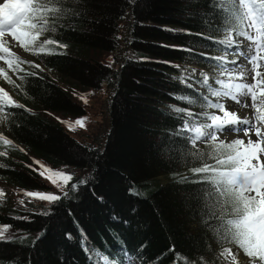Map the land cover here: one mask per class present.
I'll return each mask as SVG.
<instances>
[{
  "label": "trees",
  "instance_id": "1",
  "mask_svg": "<svg viewBox=\"0 0 264 264\" xmlns=\"http://www.w3.org/2000/svg\"><path fill=\"white\" fill-rule=\"evenodd\" d=\"M216 2L45 0L42 9L58 11L41 12L39 62L15 63L9 88L21 102L0 118V264H97V252L114 250L145 264L218 263L213 243L227 240L239 213L209 186L210 172L193 169L215 167L225 150L209 146L207 162L180 130L199 97L182 63L206 65L200 51L215 50L209 39L226 25ZM103 85L112 90L104 145L78 143L67 117L85 110L72 96ZM43 170L72 177L46 211L35 209L50 190Z\"/></svg>",
  "mask_w": 264,
  "mask_h": 264
},
{
  "label": "rangeland",
  "instance_id": "2",
  "mask_svg": "<svg viewBox=\"0 0 264 264\" xmlns=\"http://www.w3.org/2000/svg\"><path fill=\"white\" fill-rule=\"evenodd\" d=\"M5 0H0V4L4 3ZM221 5H224L223 9H228V8H233V2L227 1L225 3H221ZM259 14V13H258ZM247 29H251V26L249 22L246 23ZM40 34L35 33L34 37L35 38H40ZM227 39L233 40L231 34L226 35ZM254 38V37H253ZM0 39L2 42L0 44L5 45L7 48H10L13 52L19 54L22 57H31L30 52H25L23 46H19L17 42V38L8 33H3L0 34ZM255 40V39H254ZM256 44V43H254ZM241 45V46H240ZM250 43L248 42L247 39H239L238 41H235L234 44V49L240 48V52H238V56L241 57L243 55L242 51L246 50L248 52ZM250 55L247 59L244 61H233L230 65L227 66L226 69L222 70V68L214 69V68H207L206 72L209 74L211 77V83L214 81V84L219 81H223V78L228 77V79H231L232 81H237L240 79L242 81L243 85H247L246 87L249 90V96L250 99H247L248 104L244 100V95L241 96V106L238 104L237 107V112H239V116H244L246 113L243 111L249 112V114H253V110L257 109L256 117L253 116V120L248 124V128L246 131H253L252 136L257 139V143L253 140V137L251 135H245L244 133H241L240 131H229L227 135H221V133L229 128L224 126V129H221L216 132L217 136V141L215 143H223L225 145H229V149L233 153L234 158H236L237 161H239L238 166H245L246 170H251L250 166L255 165V171L257 173L256 176V189L253 190V192L249 193L247 192V195L249 196H257L259 197V193H264V176L260 175L259 172V165L258 162L254 160L255 156V146L258 144L261 146L264 144V139L263 137L257 136L255 133V128L259 126L260 120L257 119L262 111L264 110V59H257V57L251 55V51H249ZM224 55H226L224 53ZM253 57H255V61L253 62ZM112 58L110 56L106 57L107 62H111ZM239 60V59H238ZM189 66V72H193L195 69L200 68L197 64L194 63H189L187 64ZM4 83H7L4 79ZM256 84V85H255ZM220 83L218 84V86ZM233 87L224 89L222 92H230V95L228 96H215L216 102H219L224 105V110H217L213 116H218L221 119L224 118L225 111L231 110L232 115L234 114L235 109L232 110L231 106L233 105V102L231 101L232 97L236 96L235 92V85H232ZM85 91L87 93V96L90 95L89 99L88 98H78L77 94L76 96H72L74 101L77 103H80L81 107L84 108V112L82 115H80L78 118H75L72 120V118L67 117V120L71 123V125H75L77 129H75L73 132H70L72 138H74L78 143H86V144H91L92 146H98L102 147L104 145V141L106 139V133L108 131L109 127V117H108V111H107V103H106V93H111V89L108 88L107 86H98V87H91L89 89H86ZM219 91V88H218ZM201 94H207V91L204 87L201 89ZM220 92V91H219ZM211 94V91H210ZM201 95V97H202ZM256 97L255 100H253V97ZM203 100V97H202ZM247 106V108H246ZM259 108L262 110H259ZM241 110V112H240ZM212 111V109L208 108L207 112L209 113ZM203 112V108L201 105L197 106V113L201 114ZM264 112V111H263ZM258 114V115H257ZM80 120L82 121V124L77 123V121ZM230 120V118H229ZM192 121L196 122L199 121V124H189L186 123L185 127L187 126L188 131L193 135V144L195 146H201L206 142H210V140L206 139L204 136H201L200 141L195 139V135L197 134L195 132V128L199 127L201 128L202 132H207L211 131V129L207 128L206 125L211 124L212 120L208 122H204L202 119H192ZM73 123V124H72ZM189 126V127H188ZM0 129H3L2 123H0ZM192 140V138H191ZM240 141L239 144L234 143L235 141ZM249 140H253L254 143L250 145L248 143ZM201 141H204L203 143ZM257 147V146H256ZM107 148V146H106ZM245 157H247V160H245ZM66 166H63L62 171H65L69 169L67 164ZM72 165V164H71ZM74 166V165H73ZM73 168V167H72ZM88 169L82 168V169H74V172L76 174H80L82 172H86ZM44 171V175L47 177L49 181L48 188L50 190L47 191L45 195V202H43L45 207L41 208H35L36 210L40 211H46V207L52 202L51 199L47 198L52 195L59 196L60 193H64L65 191L68 190L67 183H64V176L61 177V175L51 174V178H49L48 173ZM60 173V172H59ZM65 175V174H64ZM242 176L237 177L238 183L241 181ZM91 186H89L90 189ZM93 191V189H90ZM6 194L8 196H12V191L9 188L5 189ZM257 203L259 206H262L260 203V199H257ZM35 206H39L38 204ZM52 228V227H51ZM56 227L54 226V230ZM55 233V231L53 232ZM214 246H216V250L220 247L218 244L213 243ZM228 246L223 247L218 251L219 255V261L217 264H262L261 263V258L262 255H249L246 254L245 252H242L239 248L234 246V244L231 243V241H228ZM219 246V247H218ZM260 257V258H259ZM264 259V258H262Z\"/></svg>",
  "mask_w": 264,
  "mask_h": 264
},
{
  "label": "snow or ice",
  "instance_id": "3",
  "mask_svg": "<svg viewBox=\"0 0 264 264\" xmlns=\"http://www.w3.org/2000/svg\"><path fill=\"white\" fill-rule=\"evenodd\" d=\"M239 3L241 8L246 9L244 15L251 21L252 24H256L257 20H259L261 24H264V15H258V12L254 11L253 9V4L256 5L257 10L264 9V0H258V2L257 0H253L252 4L248 3V0H239ZM55 11H58V9H42L38 4L34 3L33 0H25V2L23 3L20 2V0H5L4 3L0 4V34H3L4 30L6 28H9V26L11 27V30L17 31L21 26L25 25L26 21L29 22L27 25L29 28H35L36 25L31 23V20L36 16L37 12L46 13ZM42 22L44 24H47L48 21L42 19ZM165 30L173 31L171 29ZM241 35H247V33H242ZM249 39H252V37H249ZM222 43L225 45H232L234 41H232L231 39H225L224 41H222ZM252 59L254 62L255 57H253ZM205 83H207V79H205ZM219 83L226 89L233 87L231 84H225L223 81H219ZM246 87L248 86L243 84H236L235 90L237 92H240ZM212 94L216 97H219L221 95L228 96L230 95V92L225 91L221 93L219 91H215ZM255 99L256 97L254 96L253 100ZM209 106L212 108L220 109L222 111L224 110V105L221 103H213ZM177 111L181 110L178 109ZM228 115L229 113L225 111L223 119L218 116H212V123L206 125V127L211 129V131L202 132L201 128H195V132L197 133L196 139L199 140L201 136H204L210 141H217L216 132L224 129L225 125L234 124L236 122V117L234 115L231 120L228 119ZM257 119L264 121V116H258ZM77 123L82 124V121L78 120ZM244 123H249V121H244ZM261 127H264V124H262ZM229 131H231V129L223 131L221 135H227ZM239 131L241 133H244L245 135L247 134L244 128L239 129ZM255 133L257 136L264 137V132L261 131L260 127L255 128ZM201 142L203 143L204 141ZM234 143L239 144L240 141L237 140ZM248 143L252 145L254 141L249 140ZM256 146L259 148L258 144ZM218 147L226 148L229 147V145L221 143L218 145ZM259 151L261 153H264V148H260ZM245 160H247V157H245ZM230 162L233 165L239 164V161L235 160L231 155H229L227 160L217 159L215 167L205 165L203 167H197L193 169V171L195 173H213L210 178L224 189L221 194L230 195L232 197L233 203L235 205L234 210L239 213L240 218L238 220L229 222L234 223L236 229L240 230L239 235L247 239L254 237L257 233H259L260 236L264 238V193H259V197L244 195L245 191L249 193L253 192L254 189L259 191L258 189H256V166H250L251 170H246L245 166H233L231 168V171H219L220 166L229 164ZM57 175L64 176L65 183L72 179L70 175H64L63 173H57ZM260 175H264V168L261 169ZM238 176H242V179L239 182V187L237 188L236 186L238 184ZM81 183H83V181ZM72 187L75 188L76 185L73 184ZM129 191L133 195H139V193H137L134 189L130 188ZM28 195L32 194L28 193ZM64 195L67 196V193H64ZM41 198L43 199L46 197L42 196ZM47 198L55 201L59 200L61 197L52 195ZM258 198L260 199V203L262 205L259 209L255 207V201ZM99 199L102 200V198ZM21 203L23 202L21 201ZM113 219L118 218L113 217ZM0 235H3V233H0ZM249 255H254V253L250 252ZM262 258H264V254H262Z\"/></svg>",
  "mask_w": 264,
  "mask_h": 264
},
{
  "label": "bare ground",
  "instance_id": "4",
  "mask_svg": "<svg viewBox=\"0 0 264 264\" xmlns=\"http://www.w3.org/2000/svg\"><path fill=\"white\" fill-rule=\"evenodd\" d=\"M235 109V108H234ZM259 110H261L260 108H259ZM262 111V110H261ZM237 108L235 109V111H234V116L236 117V118H238V115H237ZM256 113H257V109H254L253 110V114L254 115H256ZM262 113H264L263 111H262ZM249 115L251 116V114H249L248 113V115L246 114V115H244V116H240V118L237 120V121H239V122H241V121H250V118H249ZM232 117H233V115L231 114L230 115V120L232 119ZM256 147V146H255ZM262 148V147H261ZM255 152V151H254ZM257 156H258V161L260 162V163H262V164H264V153H261L260 151H258V154H257ZM262 168H264V166L262 167ZM53 201V200H52ZM42 202H43V200H42ZM45 202V201H44ZM54 202V201H53ZM51 203V202H50ZM97 260L100 262V263H102V261H104V259H107L106 257H105V255L104 254H102V253H100V252H97Z\"/></svg>",
  "mask_w": 264,
  "mask_h": 264
}]
</instances>
